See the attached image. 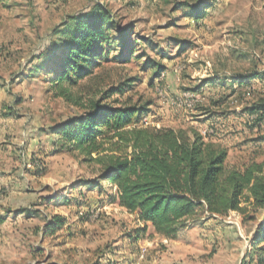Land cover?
I'll use <instances>...</instances> for the list:
<instances>
[{
	"label": "rangeland",
	"instance_id": "374dc122",
	"mask_svg": "<svg viewBox=\"0 0 264 264\" xmlns=\"http://www.w3.org/2000/svg\"><path fill=\"white\" fill-rule=\"evenodd\" d=\"M97 4L128 31L132 55L112 51L72 101L56 97L42 63L51 32ZM128 80L104 104L145 106L142 127L198 136L226 152L227 168L264 164V0H0L2 116L19 132L0 169L22 174L17 195L6 188L14 179L0 180V264H256L261 212L199 210L172 241L143 233L99 167L63 148L58 127Z\"/></svg>",
	"mask_w": 264,
	"mask_h": 264
},
{
	"label": "trees",
	"instance_id": "16d2710c",
	"mask_svg": "<svg viewBox=\"0 0 264 264\" xmlns=\"http://www.w3.org/2000/svg\"><path fill=\"white\" fill-rule=\"evenodd\" d=\"M127 35L98 4L54 29L51 57L42 63L49 67L44 77L55 96L72 101L70 89L90 77L112 51H118L115 60L129 61ZM131 82L91 100L84 114L58 128L63 148L99 167L98 181L114 188L118 207L135 216L141 231L150 227L153 234L172 241L199 210L222 217L250 208L264 215V164L227 168L226 152L198 136L190 139L180 131L142 127L145 106L104 104L113 95L123 96ZM50 223L48 234L58 228L55 220ZM254 245L256 264H264V220Z\"/></svg>",
	"mask_w": 264,
	"mask_h": 264
},
{
	"label": "crops",
	"instance_id": "0c3cea01",
	"mask_svg": "<svg viewBox=\"0 0 264 264\" xmlns=\"http://www.w3.org/2000/svg\"><path fill=\"white\" fill-rule=\"evenodd\" d=\"M2 90H0V152H9V148H7V145H15V139L13 138H6V137H16L18 132V127H16L13 123L12 117L11 116H2L4 113H6L5 108H4V104H3V100H2ZM11 115V112H7V114ZM28 127H25V130L21 132V135L26 138H32L30 136V131H28ZM40 140V139H39ZM8 141V142H7ZM28 142V141H27ZM31 142V144L33 142H35V140H29V143ZM10 172V171H9ZM9 172H3L2 169H0V180H2V178L5 176L6 179H8V181L14 179V181L11 182L10 187H6L7 189H9L10 191H12V193H15L16 195L19 192V189L22 185V182L19 181V179H21L22 174L21 173H17L16 175L10 174ZM16 173V172H15ZM18 178V179H17ZM2 183V182H1ZM13 204H15L16 202H12ZM6 222V219H1L0 218V225L4 224Z\"/></svg>",
	"mask_w": 264,
	"mask_h": 264
}]
</instances>
